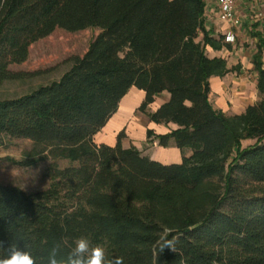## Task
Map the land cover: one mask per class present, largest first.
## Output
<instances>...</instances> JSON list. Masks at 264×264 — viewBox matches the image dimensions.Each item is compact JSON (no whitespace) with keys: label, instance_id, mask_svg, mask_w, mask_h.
<instances>
[{"label":"trees","instance_id":"1","mask_svg":"<svg viewBox=\"0 0 264 264\" xmlns=\"http://www.w3.org/2000/svg\"><path fill=\"white\" fill-rule=\"evenodd\" d=\"M205 7L204 0H0V84L36 75L10 67L55 31H99L60 81L0 101V149L12 140L32 144L21 160H0V169L48 162L49 180L34 194L0 185L5 248L25 244L43 259L53 242L86 236L123 264H264V32L250 35L260 100L226 116L209 101V80L229 71L205 54L206 46L222 47L203 28ZM132 88L145 94L139 113L177 127L164 136L147 131V140L190 150L181 163L124 149V132L114 146L95 142ZM163 93L168 101L148 113ZM244 141L254 144L242 148ZM169 243L174 251L161 252Z\"/></svg>","mask_w":264,"mask_h":264},{"label":"crops","instance_id":"2","mask_svg":"<svg viewBox=\"0 0 264 264\" xmlns=\"http://www.w3.org/2000/svg\"><path fill=\"white\" fill-rule=\"evenodd\" d=\"M204 1L206 7L203 28L212 39L216 41L221 39L222 43L219 50L206 46L205 54L209 59H223L229 71L224 77H212L209 80V101L215 110L226 116L238 115L260 100L256 89L257 76L252 64L257 40L250 35L255 31L264 32V0L237 1L236 14L240 20L238 27L218 20V7L215 0ZM228 33L232 34L233 42L225 41ZM196 42L203 45L202 33L199 34ZM144 99L145 94L142 91L132 88L120 102L117 113L95 136V142L114 146L117 135L124 132L125 138L121 142L124 149L135 147L143 156L163 165L181 163L183 157L190 156V150L180 152L173 142L164 149L159 147L157 140H147V131H152L155 136H164L176 130L177 127L173 124L156 125L143 114L140 115L141 118L136 117L134 112L139 109ZM167 101V93L155 98L153 104L148 107V113H154Z\"/></svg>","mask_w":264,"mask_h":264},{"label":"rangeland","instance_id":"3","mask_svg":"<svg viewBox=\"0 0 264 264\" xmlns=\"http://www.w3.org/2000/svg\"><path fill=\"white\" fill-rule=\"evenodd\" d=\"M98 34L97 29L77 33L57 30L47 39L34 44L30 48L27 62L20 66H11L10 70L14 73L36 75L0 84V101L18 99L40 87L60 81L72 67L70 60L84 56ZM134 115L141 118L142 114L137 110ZM253 144L254 141H244L242 148ZM31 148L30 141L12 140L6 147L0 149V160L11 158L19 161ZM47 165L48 162H42L35 168L24 169L3 162L0 169V185L18 187L28 194L44 191L49 186V180L44 176ZM66 166V162L59 163L61 168Z\"/></svg>","mask_w":264,"mask_h":264},{"label":"clouds","instance_id":"4","mask_svg":"<svg viewBox=\"0 0 264 264\" xmlns=\"http://www.w3.org/2000/svg\"><path fill=\"white\" fill-rule=\"evenodd\" d=\"M168 248L174 251L171 243L165 245L161 252ZM0 264H123V258L110 257L106 250L93 245L86 236L74 238L70 243L64 240L53 242L46 258H38L28 245L20 247L11 243L7 248L0 241Z\"/></svg>","mask_w":264,"mask_h":264},{"label":"built area","instance_id":"5","mask_svg":"<svg viewBox=\"0 0 264 264\" xmlns=\"http://www.w3.org/2000/svg\"><path fill=\"white\" fill-rule=\"evenodd\" d=\"M238 0H215L218 7V20L233 27L240 26V20L236 14V4ZM227 43L233 42V36L228 33L225 36Z\"/></svg>","mask_w":264,"mask_h":264}]
</instances>
